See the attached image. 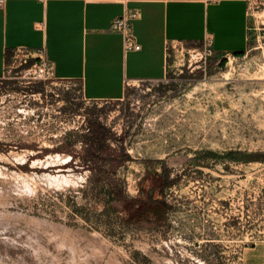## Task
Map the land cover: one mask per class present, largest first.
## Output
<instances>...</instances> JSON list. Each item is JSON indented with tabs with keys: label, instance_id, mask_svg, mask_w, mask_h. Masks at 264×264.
<instances>
[{
	"label": "rangeland",
	"instance_id": "obj_1",
	"mask_svg": "<svg viewBox=\"0 0 264 264\" xmlns=\"http://www.w3.org/2000/svg\"><path fill=\"white\" fill-rule=\"evenodd\" d=\"M249 36L223 63L173 48L165 78L114 100L28 81L14 59L0 77V264H264V3ZM91 121L130 155L113 171L108 151L83 162ZM164 165L172 207L126 222L114 187L137 194Z\"/></svg>",
	"mask_w": 264,
	"mask_h": 264
},
{
	"label": "crops",
	"instance_id": "obj_2",
	"mask_svg": "<svg viewBox=\"0 0 264 264\" xmlns=\"http://www.w3.org/2000/svg\"><path fill=\"white\" fill-rule=\"evenodd\" d=\"M126 8L139 11L131 20L138 50H126L122 33L111 28ZM250 15L248 0H5L0 77L18 48L44 47L57 79L78 82L87 99H120L131 81L165 78L178 44L201 46L211 34L218 54H242Z\"/></svg>",
	"mask_w": 264,
	"mask_h": 264
},
{
	"label": "trees",
	"instance_id": "obj_3",
	"mask_svg": "<svg viewBox=\"0 0 264 264\" xmlns=\"http://www.w3.org/2000/svg\"><path fill=\"white\" fill-rule=\"evenodd\" d=\"M240 55V54H238ZM224 61H222L223 63ZM110 130L98 121H91L88 124V133L85 134V140L88 147L84 149L82 159L85 165L91 169L99 167V162L103 160L104 151H108V162L111 170H115L119 163H123L130 155L121 151L119 154L113 153V148L109 142L112 137ZM184 173H190L191 169L187 165ZM172 167L164 165L159 171L149 170L145 181L137 194H129L124 188H115L114 195L122 203V210L125 212L124 220L128 223L136 222L150 215H156L163 218L172 207L168 198L169 189L177 182L178 174L173 173Z\"/></svg>",
	"mask_w": 264,
	"mask_h": 264
},
{
	"label": "built area",
	"instance_id": "obj_4",
	"mask_svg": "<svg viewBox=\"0 0 264 264\" xmlns=\"http://www.w3.org/2000/svg\"><path fill=\"white\" fill-rule=\"evenodd\" d=\"M126 1V0H122ZM249 10L256 8L259 4H263L264 0H248ZM5 0H0V6L4 5ZM139 16L137 9L126 8L122 15L117 16L111 23V28L118 30L123 35L124 47L126 50L141 48V44L137 41L131 20ZM202 47L190 46L188 44H178L177 49L186 51L191 57L198 55L199 59L204 61L207 58H218L219 61H231L237 58L239 55L234 52H225L221 55L218 54L213 47V36L207 34L203 41ZM35 57L32 63H28L29 59ZM15 59L18 62L17 73L20 77L27 79L28 81L36 79H57L55 77L54 66L52 62L46 56L45 48H37L35 50L18 48L15 54Z\"/></svg>",
	"mask_w": 264,
	"mask_h": 264
},
{
	"label": "bare ground",
	"instance_id": "obj_5",
	"mask_svg": "<svg viewBox=\"0 0 264 264\" xmlns=\"http://www.w3.org/2000/svg\"><path fill=\"white\" fill-rule=\"evenodd\" d=\"M227 74V73H226ZM228 78V77H227Z\"/></svg>",
	"mask_w": 264,
	"mask_h": 264
}]
</instances>
